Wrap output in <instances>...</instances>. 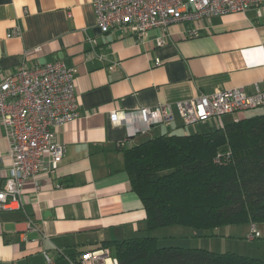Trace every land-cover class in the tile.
Segmentation results:
<instances>
[{
    "label": "crops",
    "instance_id": "0c3cea01",
    "mask_svg": "<svg viewBox=\"0 0 264 264\" xmlns=\"http://www.w3.org/2000/svg\"><path fill=\"white\" fill-rule=\"evenodd\" d=\"M17 27L21 35L9 37ZM57 60L76 70L79 115L57 127V139L67 148L59 167L27 181L23 208L0 212V264H48L44 252L54 264H73L74 256L106 241L149 234L161 239L163 228L200 236L179 226L148 231L147 211L131 186L119 144L181 131L178 101L235 87L264 91V6L200 24H174L167 33L151 29L139 39L124 28L102 33L90 0H0V83L21 67ZM168 104L176 116L172 126L130 139L126 125L110 119L113 110ZM254 114L227 115L222 123ZM212 124L211 129L218 125ZM10 147L0 121V188L11 166ZM256 225L262 236L251 240L248 228L251 242L264 239V224Z\"/></svg>",
    "mask_w": 264,
    "mask_h": 264
},
{
    "label": "built area",
    "instance_id": "2783aa9c",
    "mask_svg": "<svg viewBox=\"0 0 264 264\" xmlns=\"http://www.w3.org/2000/svg\"><path fill=\"white\" fill-rule=\"evenodd\" d=\"M90 3L102 33L124 28L139 39H144L151 29L167 33L174 24H200L213 17L264 6V0H90ZM196 30H190L188 35L195 37ZM12 35H21L19 27L8 36ZM90 42L97 43L95 39ZM165 42L161 38L160 44ZM75 78L76 70L57 60L21 67L0 83V121L11 144V166L0 188V212L23 208L27 181L41 172L55 171L63 161L67 148L58 141L56 130L79 115ZM175 106L181 127L212 119L222 124L225 115L264 107V91L256 87L253 93H247L242 87H235L178 101ZM110 119L115 124L126 125L130 139L160 125L170 127L176 116L168 104L136 111L113 110ZM261 236L258 226L251 224L249 238ZM44 257L48 264H54L48 253L44 252ZM79 261L117 263L110 249L104 247L83 253Z\"/></svg>",
    "mask_w": 264,
    "mask_h": 264
},
{
    "label": "trees",
    "instance_id": "16d2710c",
    "mask_svg": "<svg viewBox=\"0 0 264 264\" xmlns=\"http://www.w3.org/2000/svg\"><path fill=\"white\" fill-rule=\"evenodd\" d=\"M180 128L136 145L119 144L147 211L148 231L184 226L209 236L223 225L264 224V111L208 132ZM159 240L149 234L103 247L116 264H264L258 257Z\"/></svg>",
    "mask_w": 264,
    "mask_h": 264
},
{
    "label": "rangeland",
    "instance_id": "374dc122",
    "mask_svg": "<svg viewBox=\"0 0 264 264\" xmlns=\"http://www.w3.org/2000/svg\"><path fill=\"white\" fill-rule=\"evenodd\" d=\"M260 111H264V107H259L256 109H248L242 111L244 114H253L258 113ZM247 116V115H246ZM226 116H223L222 118L226 119ZM208 124L203 125L202 123H198L195 125H192L187 128V131L189 132H208L211 130L210 123H213L214 126L215 123L218 124L217 120H213L210 122H207ZM206 126V127H205ZM216 127H212V129H216ZM251 224H228L223 225L216 229V233L214 235L209 236H194L189 235L188 230L184 231V229L181 228H174V229H168L163 228L164 230H161V236L162 238L159 240L160 244H163L165 242L170 243H178L185 246H202L203 248L212 250L214 252L218 253H225V252H234L237 254H243V255H249L252 257H258L264 260V239L257 240L256 242L249 241L245 235L248 228L251 229ZM184 227V226H179ZM264 226H260V229H262ZM259 228V227H258ZM194 231V230H193ZM195 232H197L195 230ZM212 248V249H211Z\"/></svg>",
    "mask_w": 264,
    "mask_h": 264
}]
</instances>
